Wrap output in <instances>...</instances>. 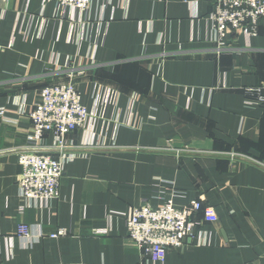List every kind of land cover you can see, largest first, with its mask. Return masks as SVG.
I'll return each mask as SVG.
<instances>
[{"label": "crops", "instance_id": "obj_1", "mask_svg": "<svg viewBox=\"0 0 264 264\" xmlns=\"http://www.w3.org/2000/svg\"><path fill=\"white\" fill-rule=\"evenodd\" d=\"M211 10L208 0L0 7V264H264V105L247 93L264 86V28L227 33L215 53ZM69 64L93 115L66 136L80 153L57 199L23 202L27 113ZM169 199L201 208L194 237L157 263L129 240L126 217Z\"/></svg>", "mask_w": 264, "mask_h": 264}, {"label": "built area", "instance_id": "obj_2", "mask_svg": "<svg viewBox=\"0 0 264 264\" xmlns=\"http://www.w3.org/2000/svg\"><path fill=\"white\" fill-rule=\"evenodd\" d=\"M7 1L0 0V7ZM54 1L62 7L84 14L94 0ZM208 2L212 9L211 42L215 53L227 49V33H242L254 37L264 28V0ZM77 68L78 66L69 64L65 67L63 78L43 86L37 94L36 103L27 113L32 134L26 146L17 153L21 168L18 180L19 196L23 202L57 199L64 163L80 153L78 147L66 141V136L84 126L93 114L81 103L74 79ZM247 93L250 103L264 105V86L248 89ZM47 135L53 138L49 146L43 145V139ZM200 208L197 202L180 208L171 199L155 208L148 204L131 208L126 217L127 236L144 256L153 262L162 263L168 251L181 249L184 240L194 237L197 223L191 217ZM65 234V230H59L55 235ZM28 235L27 227H18L19 238H27Z\"/></svg>", "mask_w": 264, "mask_h": 264}]
</instances>
